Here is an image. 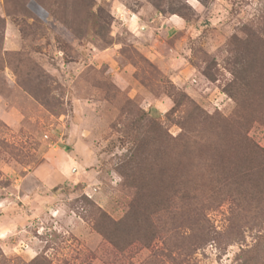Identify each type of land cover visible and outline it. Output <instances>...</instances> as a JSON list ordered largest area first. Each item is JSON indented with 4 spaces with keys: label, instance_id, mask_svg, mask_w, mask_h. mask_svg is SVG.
Instances as JSON below:
<instances>
[{
    "label": "rangeland",
    "instance_id": "obj_1",
    "mask_svg": "<svg viewBox=\"0 0 264 264\" xmlns=\"http://www.w3.org/2000/svg\"><path fill=\"white\" fill-rule=\"evenodd\" d=\"M250 146L264 0H0V264H264Z\"/></svg>",
    "mask_w": 264,
    "mask_h": 264
},
{
    "label": "trees",
    "instance_id": "obj_2",
    "mask_svg": "<svg viewBox=\"0 0 264 264\" xmlns=\"http://www.w3.org/2000/svg\"><path fill=\"white\" fill-rule=\"evenodd\" d=\"M245 80H246V76L245 77H241V76L238 75V72H236V75L234 76V79L231 81V83L229 85V88H227V91H226V92H228L230 94L231 97H234V100L237 102V106L238 107L242 105V100L240 98L241 96H239L238 94L235 95L232 91L240 90V89H242V87H246L247 86V82ZM239 94L241 95V92H239ZM250 149H251V151H253L252 152L253 153L252 154L253 158H255L256 160H259L258 162H260V165H258V168L259 167L263 168L264 164L263 165H261V164L264 163V152L258 146H255V148L250 146ZM165 164L166 163H164V165ZM257 164H259V163H257ZM124 167H125V164H124ZM240 175H241V177L246 176V175L250 176V173L249 172H247V173L243 172ZM260 177H261V175H260ZM254 182H256V181H254ZM241 183L242 182H239L238 184L241 185ZM99 231L103 234L104 237L109 238L108 234L105 231H102V230H99Z\"/></svg>",
    "mask_w": 264,
    "mask_h": 264
}]
</instances>
